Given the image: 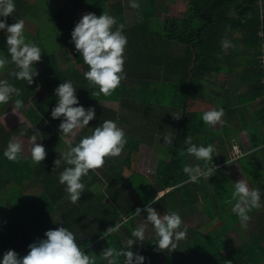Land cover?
Here are the masks:
<instances>
[{
  "label": "trees",
  "instance_id": "16d2710c",
  "mask_svg": "<svg viewBox=\"0 0 264 264\" xmlns=\"http://www.w3.org/2000/svg\"><path fill=\"white\" fill-rule=\"evenodd\" d=\"M39 1L30 4L26 0H13L14 12L7 18L0 16V21L6 25L19 20L35 24L36 32L30 34L23 30V36L26 43L35 44L41 49V60L33 65L39 74L33 77V84L28 85L27 81L11 75L19 69L11 62L6 29H0V58L9 61L4 74L0 75V81L6 80L20 89L19 96L13 94L7 104H0V115L7 112L12 101L19 97L24 105V113L32 124L24 126L27 127L26 133L32 136L39 130L37 140L47 153L45 160L39 164L23 153L16 161L7 159L4 152L23 126L10 130L0 126V261L8 250L15 251L19 257L27 255L29 245L46 239L48 230L65 227L74 234L81 250L94 257L95 264H108L103 257V250L108 248L138 253L145 257L144 264H199L205 253L209 254L213 264H257L258 245L264 243V176L253 180V168L258 167L264 172V106L260 108L258 117H254L255 121L249 124L252 152L244 154L240 160L243 172L246 177L249 176L247 179L252 180V190L258 189L260 193V207L252 209L254 215L247 221L254 240L248 238L247 242L238 244L234 241L232 247L221 250L212 235L200 231L197 226L192 229L182 223L177 231L186 229L187 234L182 240H174L176 249H158V238L153 226L146 221L147 212L144 211L158 192L170 189L159 202L151 204L161 217L176 212L182 220L193 211V205L201 202L206 204L204 211L208 216H214L217 211L224 219V210L232 211L234 207L227 208L231 203L222 202L220 193L208 191L209 186L214 188L215 184L232 186L230 177H226L221 170L209 180L186 183L189 177L183 168L189 165L177 158L175 153L183 148L186 137L192 139L196 133L191 129L186 131L179 128L180 120L173 123L171 129L173 158L158 162L157 177H145L134 171V167L139 157L140 142L152 136L149 132L155 135L151 127L157 129L159 126L158 130H161L165 126V121L158 125V119L154 120L148 114L155 100L164 101L170 95L180 97L182 108H173L180 110L183 122L193 115L190 109L193 106L191 100L196 98V85L225 70L234 76L236 71L235 77L248 85L250 103L264 98V67L261 65L264 38L259 36L264 31V0H184L187 8L184 16L180 17L168 11V5H175L178 0H132L130 3L135 2L139 7L134 8V22L130 25L124 17L125 0H89L93 9L100 12L107 10L119 19L122 17V22L116 28L121 24L124 26L122 34L127 44L123 53L124 79L118 87L127 97L135 88L139 97L136 102L126 98L123 105L120 102V107L104 102L114 101L113 95L118 88L109 96L91 95L99 88L85 79L84 73L89 67L72 42L71 33L76 22L75 18L70 17L72 9L54 7L51 19L47 20L50 22L47 30L43 21L37 19L41 18L36 12ZM223 41H228L230 46L223 47ZM68 46H73L77 62L83 63V68L61 65L58 53ZM228 57H239L238 70L235 66L231 69L226 66ZM66 81H71L76 89L79 103L74 106L95 110V118L71 141L68 140L70 136L64 137L59 129L64 118L53 119L51 116L52 109L58 103L55 89ZM166 90L172 91L166 94ZM117 96L118 99H115L120 101L121 97ZM159 100L157 105H165ZM173 118L169 124L165 122L169 128L172 127L170 123ZM106 120L114 121L124 131L127 142L119 156L106 157L103 167L82 176L80 182L84 184V191L80 200L73 204L66 185L59 181L60 174L69 165L61 160V165L55 167L54 161L69 150V144L76 146ZM222 161L227 162L228 159L222 158ZM125 172L130 173L128 177ZM32 189L39 192L35 196L29 195L28 191ZM137 208L141 209V214L131 218ZM115 224H121L120 230L104 238L102 234ZM142 224L146 225L145 241H136L130 248L128 241L135 240L132 231ZM231 229L228 230H240L235 225ZM20 233L26 237L32 236L30 243H26L24 235ZM116 259L117 264H124L125 257Z\"/></svg>",
  "mask_w": 264,
  "mask_h": 264
},
{
  "label": "clouds",
  "instance_id": "9594fccd",
  "mask_svg": "<svg viewBox=\"0 0 264 264\" xmlns=\"http://www.w3.org/2000/svg\"><path fill=\"white\" fill-rule=\"evenodd\" d=\"M130 6L132 8L139 7L135 2L131 3ZM14 10L13 0H0V16L7 18ZM116 23V19L107 13H103L99 17L88 13L83 15L71 33L76 51L81 54L84 63L89 67V70L84 73L85 79L88 80L90 85L99 88L98 92L91 94L92 97L101 94L111 95L124 79L123 53L127 39L122 34L124 28L122 24L119 25L117 30H112ZM0 29H6V44L11 62L19 69L12 72L11 75L18 80L27 81L28 85L33 84V77L39 74L33 69V65L34 62L41 60V49L35 44L25 42L23 20H19L12 25H6L4 21H0ZM222 43L225 48L230 46L228 41ZM8 62L7 59L0 58V69H3ZM75 93L76 89L71 81H66L55 89L58 103L52 109L51 116L53 119L64 118L59 125L64 137L76 136L80 129L88 126L89 122L95 118L93 108L85 109L83 106H74L79 103ZM13 94L19 96L20 89L13 87L6 80L0 81V104H7ZM21 106L22 101L16 100V109ZM223 115V109L211 110L205 112L202 119L205 124L216 125L221 122ZM179 118L176 117L175 119ZM38 135H40V132L36 130L35 134L30 137L32 145L31 158L36 164L44 161L47 155L45 148L37 143ZM172 141L171 136L166 135L164 137L166 144L171 145ZM126 142L124 131L118 128L114 121L106 120L102 126L96 127L90 136L82 138L76 146L73 147L69 144V150L54 161L55 167L61 165V160L69 165L60 174L59 181L61 184L66 185V191L73 204L80 200L84 191V184L80 182L82 176L87 175L90 170L94 171L103 167L106 157L119 156ZM184 143L188 145L186 151L189 155L195 156L197 160L204 161L205 164L212 161L213 146L197 147L192 143L190 136L186 137ZM21 149V143L13 137L4 155L7 159L16 161ZM183 171L189 177L186 183H196L200 177L208 179L215 173L214 167L203 170L199 166H185ZM161 198L162 194L158 193L144 209L147 212L146 221L155 230L158 238L156 243L158 249L165 250L171 247L175 250L176 243H174V240L179 241L186 238L187 230L177 231L182 224L179 214L172 212L161 217L151 206V204L159 202ZM232 199L237 201L232 211L239 217L241 225L246 227L249 220L247 213L252 208L260 207L259 190L253 189L250 191L247 184L239 180L235 183ZM227 203H231V201H227ZM140 214L141 209L137 208L131 218H135ZM120 228L121 224H115L114 227H108L102 235L106 238L108 235L118 232ZM145 230L146 225L142 224L132 231L135 240L130 239L128 241L130 248L136 241H145ZM45 236L46 239L30 244V251L23 257H19L13 250H8L0 264H95L94 257H90L81 250L76 243L74 234L67 228L59 227L55 230H48ZM120 256L125 257L124 264H133L134 261L135 264H144L145 260V257L138 253L134 254L131 250L118 251L114 248L103 250V257L108 261V264H117L116 258ZM228 264H231V262H228Z\"/></svg>",
  "mask_w": 264,
  "mask_h": 264
},
{
  "label": "crops",
  "instance_id": "0c3cea01",
  "mask_svg": "<svg viewBox=\"0 0 264 264\" xmlns=\"http://www.w3.org/2000/svg\"><path fill=\"white\" fill-rule=\"evenodd\" d=\"M38 1V0H36ZM35 1V2H36ZM236 63V69L238 70L239 62L237 60H240L239 57L233 58L228 57L226 59L227 63L226 66L233 67V62ZM239 66V67H238ZM235 76L237 75L236 71L234 72ZM234 75H230L225 71H220L217 75H213L212 78L206 80L204 83H200L196 85V98H195V104L193 103L192 108L190 109V114H193L190 119H187L183 122H181V112L180 110H175L173 106L171 105H157L156 102L155 105L150 109L149 115H151L154 120L158 119V125L160 122H167L169 124L171 118H173L170 125L172 127H168V125L164 122L165 126L161 128L163 132H156L160 131L159 126H157V129L154 128V126L151 127V130L154 131V134L152 132H149L152 136L145 138V142L143 144L151 143L152 147L155 150V153L152 157V162L150 166L151 173H140L148 178H156L157 177V164L159 161H170V159L173 158V147H174V140L173 136L171 135V129L173 128V123H177L178 120H180L179 128L182 130H196V133H199V135H195L192 137V143L195 144L197 147L201 146L199 143H197L196 138L200 136H206L209 138V141L204 145V147H208L209 145L213 146L214 152L212 153V161H209L207 164H205L202 160H197L195 156L189 155L187 153L186 148L188 145L184 143L183 148L177 149L175 156L177 158L182 159V161L186 162H193V164L189 165L190 167H196L199 166L203 170H207L209 168L214 167L215 173L221 170L222 173L225 174L226 177H230V183L233 185V190H235V183L239 180L244 181L249 190H252L251 182L247 179L245 173L243 172V166L240 162L243 158H236L234 157V149L236 147L239 148V150L243 154H249L251 153V140L248 134L249 128L244 131L243 125L240 121L241 118H244V121H247V125L252 124L255 119L254 117L260 114V104L258 101L254 103H250L248 101L249 99V87L247 84L243 82L242 79L239 80V77H235ZM117 91L113 95L114 101L111 102H121L122 105L125 103L126 98H130L133 101L136 102L138 99L137 90L134 88L129 92V96L127 97L126 94L122 95L121 89L117 87ZM212 88L215 89L212 90ZM121 91V92H120ZM121 97L120 101H117L115 97L118 99ZM245 101V102H244ZM109 102V101H107ZM121 105V106H122ZM113 107H120V103ZM180 109V108H178ZM223 109L224 115L221 118V122L217 123L216 125H209L205 124L202 117L203 114L207 111L211 110H220ZM184 115V114H183ZM176 117H180L179 119H175ZM235 123V126L240 125V127L234 129V133L232 131H226V128H228V124L230 126ZM131 127V126H130ZM233 129V128H231ZM219 133V134H217ZM171 136L172 137V144L168 145L164 142L165 136ZM148 142V143H146ZM142 142H140L141 144ZM139 144V145H140ZM142 148V147H141ZM140 149V148H139ZM140 153V151H139ZM222 158L228 159L227 162H223ZM202 165V166H201ZM213 175V176H214ZM211 179V177L208 178V180ZM199 180H206L204 177H200ZM213 188L209 186V192H212ZM170 189L160 191L158 193L164 194ZM211 204L213 205V199H209ZM200 202V201H199ZM202 204V205H201ZM196 206H199L204 211L206 209V204L204 203H198ZM215 207V205H214ZM217 209V208H215ZM253 209V208H252ZM249 211V218H252L254 213L253 210ZM193 213V211L191 212ZM188 214L187 217L182 218V223H185V219L189 218L190 215ZM206 214V212L204 211ZM207 217L211 219V221H215L217 218H220L219 213L214 214V216H208ZM221 219V218H220ZM193 229V226H191ZM196 229V227H194ZM235 231H231V234H235ZM239 233V232H237ZM242 242V241H241ZM258 256L261 254V252H258ZM263 256V255H262ZM196 264V263H195ZM264 264V263H263Z\"/></svg>",
  "mask_w": 264,
  "mask_h": 264
},
{
  "label": "rangeland",
  "instance_id": "374dc122",
  "mask_svg": "<svg viewBox=\"0 0 264 264\" xmlns=\"http://www.w3.org/2000/svg\"><path fill=\"white\" fill-rule=\"evenodd\" d=\"M36 0H26V2L32 4L34 3ZM130 1L132 0H125L123 5L125 8L124 11V17L127 20V24H133L134 22V16H135V9L132 8L130 5ZM150 0H140V2H149ZM112 3H114V1H111ZM54 7H56V9L59 8H63L66 9L67 7L72 9L70 12V17L75 18V24L74 26H76V24L80 21V19L83 17V15L88 14V13H92L95 14L97 17L101 16L103 13H107L108 15L114 17L116 19V25L113 26V29H117L116 26L118 25V23L122 22V17L121 19L117 18L115 15H113L112 12H109L107 10L100 12L98 10L93 9V7L90 5L89 0H40L38 3V8L36 10V12L40 15L41 18H37L41 21H43V25H45V27H48L47 30H49L50 28V22L47 20H50L51 15L53 14V9ZM186 8H187V3L184 0H178L177 3L175 5L170 4L168 5V11L170 14L172 15H176L177 17L180 16H184L185 12H186ZM72 19V18H71ZM43 27V28H45ZM24 30L28 31V33L30 34H34L37 30V26L35 24H33L31 21H25L24 23ZM59 59H60V63L63 67H69V66H78L79 68H83V63H78L77 59H76V55L75 52L73 50V46H68L66 48H64L63 50L59 51ZM233 62L232 66H236L235 61L231 60V63ZM6 70V67H4L3 69H0V75L2 76L4 74ZM212 90L215 91L214 88H212ZM172 90H166V94H169ZM115 92V91H113ZM162 93V92H161ZM173 94V93H172ZM120 96V94H119ZM167 96L165 97L164 101L159 100L160 103H164L166 105H171V106H177L178 108H182L181 104L182 101H180V97H171ZM183 97V96H182ZM16 100H20L19 97H16L14 99V101H12L10 108L7 110V112H2L0 115V126L3 127L6 130H10L12 128L15 127H21L23 126V128H21L22 130H19V134L17 136H15L16 140L18 142L21 143L22 145V151L21 153H23V155H25L26 157H31V142H30V137L27 133V127L24 126H32L30 120L28 117H26L25 113H24V105L22 103V106L19 109H16L15 107V101ZM158 100L154 101L158 103ZM194 104H195V100H191ZM102 102V101H101ZM107 102V101H104ZM103 102V103H104ZM245 102V101H244ZM250 102V101H249ZM117 103L119 104L120 102H107V104H110L111 106H116ZM241 123L243 125H245V127H243L244 131L247 130L246 127H248L250 129L251 125H247V121H244V118L240 119ZM228 128H226V131H234L235 128H239L240 125H236L235 123L232 124L230 126V124H228L227 126ZM127 128V127H126ZM233 128V129H231ZM81 130V129H80ZM79 130V131H80ZM78 131V132H79ZM155 131V129H154ZM196 133V130H193ZM77 132V134H78ZM159 132H163L162 130H160ZM234 133V132H233ZM197 135H199V133H196ZM219 134V133H217ZM235 134V133H234ZM73 138V136L68 137V140L71 141ZM197 143H199L201 146H204L208 141L209 138H207L206 136H200L198 138H196ZM142 143L139 145V157L137 158V161L135 163V167H134V171L138 172V173H146L148 172L149 174L151 173L150 171V166H151V162H152V157L155 153L154 148L152 147L151 143L148 144H143L145 141H141ZM38 144H41L38 140H37ZM42 145V144H41ZM142 147V148H141ZM186 151V150H185ZM236 156L235 152H234V157ZM188 165L193 164V162H188ZM254 169V174L255 177L253 180H258L255 178H259L261 176H264V172L260 171L258 167L253 168ZM125 176H129L130 173L125 172L124 173ZM247 178H249V176H247ZM250 181H252L250 179ZM254 182V181H253ZM232 184V183H231ZM233 185H225V186H219L217 184H215V187L211 190L212 192H218L221 195L222 198V202L227 203V201H231V204H228V207H233L234 206V202L235 200L232 199V193L234 192L233 190ZM15 189H10V191H14ZM9 192V191H8ZM7 192V193H8ZM29 195L35 196L39 191L37 189L35 190H30L28 191ZM228 211V212H227ZM226 217L224 219H220L217 218L215 221H211V219L209 217L206 216V214L204 213V211L202 210L201 207L193 205V213H191L192 215L189 216V218L185 219V225H189V226H193V227H199L200 231H203L204 233H207L209 235H212L216 246L221 249L224 250L225 248H230L232 247L231 244L235 243L238 244L239 242L242 243L241 241H245L247 242V239H251L253 237V231H250L249 227L246 225L242 226L241 225V221L239 219V217L230 210L225 209L224 210ZM233 225L235 226H239V233L234 232L235 234H231V227H233ZM230 229V230H228ZM23 236V240L26 243H30V240H32V236L30 237H26L25 234L20 233ZM245 235L247 237H245ZM30 239V240H29ZM253 240L255 238H252ZM258 249L260 250L261 254L258 256L256 253V262L257 264H263L264 263V243L261 245H258ZM205 256H201V262L199 264H213L212 260L210 261L211 257H209V254H204ZM263 255V256H262ZM25 256V255H24ZM256 264V263H255Z\"/></svg>",
  "mask_w": 264,
  "mask_h": 264
},
{
  "label": "built area",
  "instance_id": "2783aa9c",
  "mask_svg": "<svg viewBox=\"0 0 264 264\" xmlns=\"http://www.w3.org/2000/svg\"><path fill=\"white\" fill-rule=\"evenodd\" d=\"M263 13V15H264V12H262ZM263 29V28H262ZM259 36L261 37V38H264V31L262 30L260 33H259ZM262 55H261V65L264 67V40H262ZM263 85H264V78H263ZM263 100H264V98H262ZM234 152H235V154H236V158H243L244 157V154L239 150V148L238 147H236L235 149H234Z\"/></svg>",
  "mask_w": 264,
  "mask_h": 264
},
{
  "label": "flooded vegetation",
  "instance_id": "af4514ba",
  "mask_svg": "<svg viewBox=\"0 0 264 264\" xmlns=\"http://www.w3.org/2000/svg\"><path fill=\"white\" fill-rule=\"evenodd\" d=\"M258 102H259V104H260L261 107L264 106V101L262 100V98H259Z\"/></svg>",
  "mask_w": 264,
  "mask_h": 264
}]
</instances>
